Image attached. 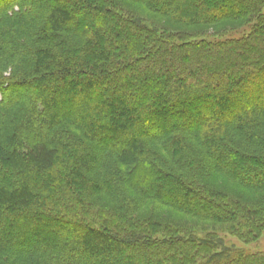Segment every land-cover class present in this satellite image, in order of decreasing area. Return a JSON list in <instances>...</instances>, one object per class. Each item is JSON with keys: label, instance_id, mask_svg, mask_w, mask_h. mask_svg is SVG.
Masks as SVG:
<instances>
[{"label": "trees", "instance_id": "16d2710c", "mask_svg": "<svg viewBox=\"0 0 264 264\" xmlns=\"http://www.w3.org/2000/svg\"><path fill=\"white\" fill-rule=\"evenodd\" d=\"M128 1L247 25L212 43L117 0H0V264H264L223 236L264 232V0ZM153 202L228 232L141 217Z\"/></svg>", "mask_w": 264, "mask_h": 264}, {"label": "rangeland", "instance_id": "374dc122", "mask_svg": "<svg viewBox=\"0 0 264 264\" xmlns=\"http://www.w3.org/2000/svg\"><path fill=\"white\" fill-rule=\"evenodd\" d=\"M117 1L120 2L121 6L125 8V10L127 9V11L133 17L141 20L149 27H152L153 25L159 28L164 27L174 32H187L188 34L201 31L204 35H200V39L202 41H212V43H215L216 41H224L229 37H239L241 34L240 31L247 25V23H234L225 21L219 24L200 25L189 28L178 27L174 26L167 18L157 15L155 12L147 9L141 3H132L128 0ZM69 16L71 20L76 18V16L70 13ZM79 30L81 31V28ZM167 117H169V115H167ZM207 184L215 189L224 190L227 194L244 203L252 204L258 197L251 192L243 190L238 186L229 183L228 180L224 177H212L207 180ZM146 214L153 215L156 221L164 224L173 225L177 228H191L194 230V232H197L198 236L200 237L205 236L212 231L223 234L225 232H228L227 229H229L226 225H219L211 222H202L200 220L189 218L174 211L171 208L158 206L154 202L152 204L150 203L146 205V208L139 213V215L143 218L144 216H147ZM223 236L228 243L234 244L236 247H244L251 251H264V232L257 242L248 245L246 243L244 244L243 240L232 236L229 232L228 234H224Z\"/></svg>", "mask_w": 264, "mask_h": 264}]
</instances>
